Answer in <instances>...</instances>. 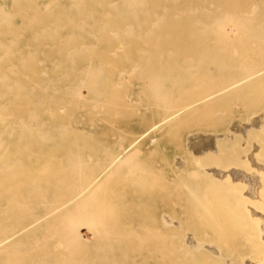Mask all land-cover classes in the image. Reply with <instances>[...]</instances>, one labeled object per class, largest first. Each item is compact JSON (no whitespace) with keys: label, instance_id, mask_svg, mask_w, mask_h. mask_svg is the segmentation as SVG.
Here are the masks:
<instances>
[{"label":"bare ground","instance_id":"6f19581e","mask_svg":"<svg viewBox=\"0 0 264 264\" xmlns=\"http://www.w3.org/2000/svg\"><path fill=\"white\" fill-rule=\"evenodd\" d=\"M145 45L152 48H141ZM143 51L156 62L149 80L155 90L184 94L179 98L184 105L161 114L132 137L110 165L120 164L123 154L138 153L150 135V142L156 141L157 132L197 105L241 99L239 95L249 92L264 100V0H0V264H106L78 255L77 226L83 222L70 219H83L78 205L69 219L63 218L103 173L90 176L78 165L79 154H105L79 124L92 121V104L104 106L113 77L122 76L118 54L132 60ZM255 136L258 144H251ZM246 145L244 162L253 172L255 157L263 153L264 160V111L244 123H231L221 134H191L186 142L195 165L205 157L242 153ZM216 166L206 168V174L218 181L216 186H229V201L235 202L239 195L234 194L245 186L241 203L232 204L238 214L230 222L237 224V233L218 236L219 244L184 233L182 240L172 239L168 250L167 241L161 243L155 264H264V194L256 177L260 170L248 175L249 166L243 169L248 174ZM258 168L264 173V167ZM188 175L190 180L200 176ZM169 222L166 226L174 227ZM130 239L122 242L120 252L119 244L113 246L107 258L111 264L141 263L139 242Z\"/></svg>","mask_w":264,"mask_h":264},{"label":"rangeland","instance_id":"374dc122","mask_svg":"<svg viewBox=\"0 0 264 264\" xmlns=\"http://www.w3.org/2000/svg\"><path fill=\"white\" fill-rule=\"evenodd\" d=\"M149 46L150 45H145L141 46V48H152V46ZM117 60V63L120 64L118 69L124 71L122 76L113 77V86H111V84L108 86L104 106H98L95 103L92 104V121L88 122L87 120L79 124L81 129H84L86 133L91 134L93 138L98 140L99 146L103 148L105 154H79V159L77 158L79 163L82 162L80 164L77 162L78 165L81 166L86 173H89L90 176L97 175L103 171L101 181L89 192L76 199L69 207V212L65 213L63 217L69 219L68 217H70L71 212L77 209V205L79 208L77 210H82L85 213L82 220L81 217L79 218L80 220L73 216L70 218L72 220L74 219L73 222L78 220V224L80 221L83 222L80 226H77V230L80 228L78 231L80 246L75 247L80 253L78 255H82L87 259L92 257L99 258L102 262L107 260L106 264H111L110 257L109 260L107 258L113 246L119 244L118 248L116 246L114 248H117V251L120 252L123 249V245L121 246L122 248H120L122 242L124 244L125 242L128 243L126 240L132 239L133 236V239L139 242V249L141 250L139 252L141 263L139 264H155L156 257L159 255L158 251L160 250L159 247L161 243L167 241V243H164V248L167 247L166 249L168 250L170 244L175 240L174 237H179L178 239L182 240L187 235H191L197 237V241H217L216 244H219L220 238H218V236L225 235L226 233H237L235 231L236 229H234L237 224L230 222V219L238 214V211L233 209L235 208L233 205L239 201L241 203L240 194L244 192L243 188H245V186H239L238 190L241 191L240 193L237 188L234 187L233 194L235 190H237L238 194L234 195H237V197L239 195V197L236 198V196H234L235 202H232V200L229 201L230 199L228 200L226 197L229 193H231L229 194V198L232 197H230V195H232V190L230 189L231 192L226 191L227 188L229 190V186L227 188L222 186L225 191L224 195L222 188L218 187L219 184H217V186L215 184L218 183V181L214 182L211 180L206 174V171L208 168H213L214 165H220L218 168L222 170L235 167L237 169L239 168L241 171H243V169L244 171H248L250 167L251 170L248 172L250 174L243 172L252 175L255 171L258 172L260 170L258 173L264 178L262 169H257V167L260 166L264 167L263 153L259 155L262 157L261 159L259 156L255 157V165L258 166L256 168L254 166L253 172V166H250L246 159L244 162V157L246 156V152H248L245 150L249 149L248 146L250 145H246L245 149L242 147V153H224L218 154L219 156L213 155L212 157H205L202 158V163L200 162L199 165H195L191 161L190 154L187 151V137L198 132L205 134H221L233 122L238 124L244 123L252 117L253 114L264 111V100H259L260 98L257 99L254 97V92H249L244 95H239L241 99L231 98L224 103L197 105L194 109L180 115L177 122L157 132L155 134L157 139L153 143L150 142V138H154V136L150 135L147 137L145 140L146 142L140 147L138 153L136 152L137 154L135 153V155L132 154L134 157L131 154H123L117 161L120 164L115 162L113 165H110L111 161L120 155L119 153L123 146L131 140L132 137L134 138L139 133L143 132L151 123L156 122L161 114L170 112L172 109H178L184 105V101L181 102L179 99L184 96V94H170L168 91L159 92L153 87L150 81L153 79L154 65L156 62L150 53L143 51L132 60H125L119 53ZM136 68L139 69L135 71L134 69ZM132 73L134 74L132 75ZM252 94L253 96H250ZM162 96L165 97L164 100L160 99ZM236 101L238 102L236 103ZM239 103L241 105H239ZM244 106L247 109H245ZM218 113H220V115ZM214 115H217V117ZM95 134L96 136H94ZM250 141L251 144L253 142L258 144L257 136ZM110 146L112 148H110ZM98 153H101V151ZM126 157H128L131 162H128ZM125 158L127 159L126 163L122 164L121 162L124 163ZM258 161L260 163L262 161L263 163L259 164ZM177 162H180V164L177 165ZM127 163L130 164L128 165ZM247 164H249V167ZM117 165H119V168H117ZM121 165L122 167L126 165L124 170L123 168L121 170ZM132 166H134V169ZM130 167L132 170H128ZM128 171H131L132 176H130L131 173L128 174ZM196 173L200 175H196L200 178L194 177L198 179L195 180L192 175V180H190L188 174L191 175ZM259 174L258 176L256 174L259 181L258 187L264 192V187H260L264 186V179ZM129 178L130 181H135L134 185L133 182L130 183ZM157 178L161 179L158 180ZM125 181L127 182L125 183ZM181 183L185 187L182 186ZM222 183L223 185H227L224 182ZM189 186H192L191 189L194 191L187 188ZM237 186L238 185H236V187ZM181 187H184L183 189H185V191ZM186 188L190 189L189 192L191 193L192 191L193 194L191 195L186 191ZM208 188H210V190ZM207 189L209 193L206 191ZM214 190L217 191V193ZM262 191L260 192L263 196L264 193H262ZM188 194L191 195V198H188ZM182 195L184 197H182ZM193 195L196 199L192 197ZM205 197L208 201L204 199ZM191 199L194 201L191 202ZM207 202L212 206L207 207ZM73 205H75V207ZM204 210H206V212ZM194 211L196 215H194ZM162 219H165L164 222H166L164 223ZM169 221L172 222L174 227L166 226L167 222V224H171ZM217 225L219 228L216 227ZM176 227L179 228V231ZM140 228L143 229L142 231H144V233L142 231L139 232ZM147 230L149 231L147 232ZM112 231L115 233H112ZM131 231L136 235L132 234ZM149 232L151 235H148ZM184 233L188 234L186 235ZM119 237L122 238L119 239ZM163 237L165 238L164 240ZM167 239L171 240V242ZM172 239L174 240L172 241ZM147 240L148 242L144 243V241ZM66 246V244L61 246V251L63 250L65 255L67 253ZM118 254L120 256V253H117V255Z\"/></svg>","mask_w":264,"mask_h":264}]
</instances>
